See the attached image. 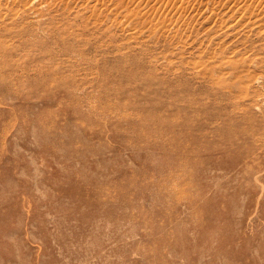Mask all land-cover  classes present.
<instances>
[{
	"label": "rangeland",
	"instance_id": "1",
	"mask_svg": "<svg viewBox=\"0 0 264 264\" xmlns=\"http://www.w3.org/2000/svg\"><path fill=\"white\" fill-rule=\"evenodd\" d=\"M0 264H264V0H0Z\"/></svg>",
	"mask_w": 264,
	"mask_h": 264
},
{
	"label": "bare ground",
	"instance_id": "2",
	"mask_svg": "<svg viewBox=\"0 0 264 264\" xmlns=\"http://www.w3.org/2000/svg\"><path fill=\"white\" fill-rule=\"evenodd\" d=\"M256 5H257V4H256ZM247 6L249 7V5H246V7H247ZM253 6H254V5H253ZM246 7H245V8H246ZM88 9H89V8H88ZM244 10L247 11L248 8H246V9H244ZM93 12H94V10H93ZM97 12H98V11H97ZM97 12H96V13H97ZM94 13H95V12H94ZM132 17H133V16H131V19H132ZM129 18H130V17H129ZM141 18H142V16H141ZM138 19H139V18H138ZM163 19H164V18H163ZM129 20H130V19H129ZM157 21H158V20H157ZM160 21H162V20H160ZM101 22H102V21H101ZM132 22H133V21H132ZM176 22H177V21H176ZM119 23H120V22H119ZM163 23H166V22L163 21ZM148 24H149V23H148ZM167 24H168V23H167ZM167 24H165V25H167ZM172 24H173V23H172ZM165 25H164V26H165ZM146 26H147V25H146ZM159 26H160V23H159ZM159 26L157 25L156 29H157ZM140 27H141V26H140ZM142 27H143V26H142ZM149 27H150V25H149ZM162 27H163V25H162ZM162 27H161V29L164 30L165 27H164V29H163ZM135 28H136V27H135ZM153 28H154V26H153ZM145 29H146V28H145ZM154 29H155V28H154ZM156 29H155V30H156ZM178 29H179V27H178ZM180 29H181V28H180ZM169 30H170V29H169ZM141 31H142V30H141ZM158 31H159V30H158ZM160 31H161V30H160ZM166 31H168V29H167ZM166 31H165V32H166ZM176 31H177V30H176ZM152 32H153V31H152ZM152 32H151V33H152ZM161 32H162V31H161ZM153 33H154V32H153ZM162 33H163V32H162ZM178 33H179V32H178ZM157 34H158V33H157ZM164 34H165V33H164ZM130 35H131V34H130ZM174 35H175V34H174ZM154 36H155V35H154ZM174 37H175V36H174ZM132 39H133V38H132ZM197 67H198V66H197ZM199 69H200V68H199ZM204 69H205V71L203 70V72H205V74H206V73H207L206 70H208V69H207L206 67H205ZM201 71H202V68H201ZM208 71H209V70H208ZM203 72H201V73H203ZM219 82H220V81H219ZM220 83H221V82H220ZM240 84H241V83H240ZM232 85H233V84H232ZM236 85H237V84H236ZM236 85H235V86H236ZM233 86H234V85H233ZM238 86H240V85H238ZM240 88H241V87H240ZM244 88H246V87H244ZM244 88L242 87V88L240 89V94H239V95H241V97H243V96H245V95H248V93H249V92H248V91H249L248 88H246L247 90L244 89ZM235 89L237 90L238 88H235ZM242 89H244V90H242ZM241 90H242V91H241ZM252 121H253V120H252ZM249 122H250V120H247V124H249ZM230 127H231V129L228 130V133H227V135H226V137H227L228 139L231 138L230 133H234V132H240V133H241V131H242V134H244V135H250V136H251V135H254V132H252V131L249 132L247 128L244 127V128L242 129V128H241V125H239V123H238V124H237V123H232ZM228 139H227V141H228ZM231 146L234 147V150H235V152H236L237 155H242V156H243V153H239V152H241V151H238V150L236 149V148L238 147L237 145L235 146V144H232ZM248 151H250V150H248Z\"/></svg>",
	"mask_w": 264,
	"mask_h": 264
}]
</instances>
